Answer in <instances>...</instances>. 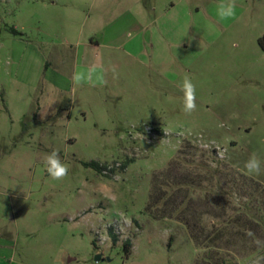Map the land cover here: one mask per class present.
I'll return each mask as SVG.
<instances>
[{
    "label": "rangeland",
    "instance_id": "1",
    "mask_svg": "<svg viewBox=\"0 0 264 264\" xmlns=\"http://www.w3.org/2000/svg\"><path fill=\"white\" fill-rule=\"evenodd\" d=\"M218 2L0 0V264H264V0Z\"/></svg>",
    "mask_w": 264,
    "mask_h": 264
},
{
    "label": "clouds",
    "instance_id": "2",
    "mask_svg": "<svg viewBox=\"0 0 264 264\" xmlns=\"http://www.w3.org/2000/svg\"><path fill=\"white\" fill-rule=\"evenodd\" d=\"M216 10L218 17L221 20L235 18L236 0H219ZM101 73L102 67L95 64L88 66L85 69H77L72 76L73 84L76 86L83 84L95 86L97 82L104 83L105 81L103 80ZM179 88L183 93V105L181 111L185 116H191L196 111L197 104L196 85L193 83L192 77L189 74L185 73L183 75ZM237 118V113H232L229 117V119ZM219 126L223 127L224 124L221 123ZM42 163L48 176L54 181H62L69 174L70 166L62 161L59 152L55 149L44 154ZM244 168L248 175L259 176L264 173L261 159L256 153L250 155L249 159L245 162Z\"/></svg>",
    "mask_w": 264,
    "mask_h": 264
},
{
    "label": "trees",
    "instance_id": "3",
    "mask_svg": "<svg viewBox=\"0 0 264 264\" xmlns=\"http://www.w3.org/2000/svg\"><path fill=\"white\" fill-rule=\"evenodd\" d=\"M11 32L14 33V34H18V32H16L13 29L11 30ZM259 44L261 46V49L264 50V37H262L260 39ZM84 165L86 167H90V168L94 169L98 173H101L105 169V166L100 165V164H98L96 162H89V163H86ZM110 237H111V240H112V244H115L116 243V237L111 233V231H110ZM130 245H131V243H130L129 240L125 241V243H124V247L125 248L124 249H125L126 254H128L127 248L130 247Z\"/></svg>",
    "mask_w": 264,
    "mask_h": 264
},
{
    "label": "water",
    "instance_id": "4",
    "mask_svg": "<svg viewBox=\"0 0 264 264\" xmlns=\"http://www.w3.org/2000/svg\"><path fill=\"white\" fill-rule=\"evenodd\" d=\"M95 260H96V261H99V260H100V255H97V256L95 257Z\"/></svg>",
    "mask_w": 264,
    "mask_h": 264
}]
</instances>
